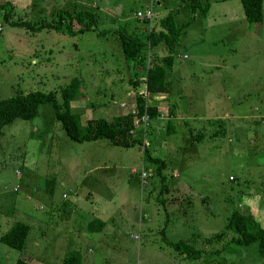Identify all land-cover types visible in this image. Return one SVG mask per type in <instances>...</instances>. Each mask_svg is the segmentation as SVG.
Wrapping results in <instances>:
<instances>
[{
  "label": "rangeland",
  "instance_id": "obj_1",
  "mask_svg": "<svg viewBox=\"0 0 264 264\" xmlns=\"http://www.w3.org/2000/svg\"><path fill=\"white\" fill-rule=\"evenodd\" d=\"M4 1L12 6L13 21L33 24L56 22L59 9L94 12L96 28L75 35L66 34V20L61 32L29 31L3 22L0 12V99L33 90L55 91L58 99L59 88L77 77L84 99L70 107L81 124V103L111 106L112 100L125 101L121 92L128 76L139 74L138 65L121 56L114 29L142 26L148 32L167 13L176 24L188 25L172 55L168 97L152 100L159 105L166 101L174 113L178 110L167 99L181 106L171 133L165 132L163 109L162 117L152 118L140 145L123 148L104 139L74 142L48 103L39 105L32 119L15 118L2 126L0 234L16 221L29 230L21 251L0 241V264L17 259L60 264L73 248L81 252L82 264H264L255 242L236 246L229 230L211 238L249 200L256 198L257 206L264 207V140L263 134H254L264 127L259 124L264 114V0L256 23L245 20L238 0H209L205 11L194 12L185 0L0 3ZM146 8L152 12L149 24L135 17ZM103 29L107 31L101 35ZM187 111L225 115L226 131H218L213 119L187 120ZM198 133L203 138L193 139ZM143 149L163 158L165 188L155 166L143 160ZM140 169L151 170L144 185ZM91 216L102 219L104 228L100 235L84 231V237L79 227ZM178 240L192 241L201 255L190 259L175 252L169 244Z\"/></svg>",
  "mask_w": 264,
  "mask_h": 264
},
{
  "label": "trees",
  "instance_id": "obj_2",
  "mask_svg": "<svg viewBox=\"0 0 264 264\" xmlns=\"http://www.w3.org/2000/svg\"><path fill=\"white\" fill-rule=\"evenodd\" d=\"M242 9L243 16L248 23H256L261 20L262 0H238ZM191 12L197 8L205 11L209 0H185ZM204 5V6H203ZM203 6V7H202ZM0 12L3 22L11 26L24 28L29 31H39L41 29L54 30L61 32L63 23L66 34L75 35L86 30L96 28L94 12L90 9H77L71 12L59 9L57 10L58 20L54 23L40 22L33 24L27 20H12V6L9 2L0 3ZM65 15L66 17H63ZM154 18V17H153ZM145 21V20H143ZM146 22V21H145ZM151 22V20H150ZM188 21L176 24L173 14L167 13L165 16L157 19L156 27L150 29L145 38L141 39L127 31L114 29L115 37L120 46V52L125 61H133L136 65L144 67L142 77L143 86L147 95L144 98L141 95H135L134 107L141 113L146 104L149 117L158 116L156 105L152 103L154 96H160L167 92L165 80L173 64L174 48L179 40V35ZM109 30V29H108ZM106 29L99 33L104 34ZM110 31V30H109ZM159 45L163 46L156 49ZM165 45V46H164ZM163 50L165 55L160 54ZM129 80L133 86H138L140 78L133 77ZM129 82V84H130ZM84 93L81 90V82L77 77H72L69 81L59 88V95L55 91L42 92L38 90L28 91L24 94L16 93L6 98L0 99V132L2 126L9 124L15 118L30 120L37 115L38 106L48 103L51 105L54 118L59 122L65 136L74 142H89L104 139L111 145L123 148L133 147L142 143L139 133L133 137L128 133L132 128V116L130 114L112 116L110 119L96 118L88 119L83 124L80 123L78 112L76 113L70 107L72 101H83ZM172 115V114H171ZM169 116V114H168ZM218 123V131L223 129L221 119H213L210 123ZM172 121H166V134L172 132ZM213 134H216L215 132ZM195 140L203 138L201 133L192 136ZM143 160L148 164L155 166V173L159 176L161 187L164 177L161 171L165 168L163 158L152 157L143 149ZM165 190V189H164ZM258 200L253 198L245 203L243 212L233 210L228 216L226 223L218 233H214L211 238H221L225 231H231L234 236L231 242L236 246H246L256 243L257 253L264 258V207L260 209L257 206ZM103 221L93 218L86 224V231L95 233L103 228ZM29 227L27 224L16 221L12 223L5 232L0 234V241L10 248L21 251L27 238ZM170 247L177 253L184 254L190 259H196L201 255V250L192 245V241H174L170 242ZM13 264H26L17 259ZM60 264H82L80 254L74 250H68L62 257Z\"/></svg>",
  "mask_w": 264,
  "mask_h": 264
},
{
  "label": "crops",
  "instance_id": "obj_3",
  "mask_svg": "<svg viewBox=\"0 0 264 264\" xmlns=\"http://www.w3.org/2000/svg\"><path fill=\"white\" fill-rule=\"evenodd\" d=\"M134 28H132V27L129 28L127 30V32L130 33V34L132 33L133 35H136V36H138L141 39H144L146 34H147V31L144 30V28L142 26H138V28H141L140 30L138 28H136V29H134ZM101 35H103V34H101ZM121 56H122V53H121ZM182 58H183V56H182ZM137 68L139 70V74L137 76H134V77L140 78V81H139V85L140 86L139 85L138 86H133V84L129 81L130 79H131V81H133V79H132L133 77L131 78L130 75H129L128 76V80L124 84L125 85V89L122 90V92H121L126 97L125 101L124 100H119V101L112 100L111 101V106H103V104L95 105V102L81 103L82 104V107H81L82 109L81 108H79V109L82 110V118H84L83 119L84 122L86 120H88V119H96V118H102V117H106L108 119V118H110L112 116L124 115L125 112L127 111L126 108H130V107L134 106V97H135V95H137L140 92V90L142 88H144L143 81H142L143 80L142 77H143V73H144V67L138 65ZM171 69H172V66H171ZM171 69H170L169 73L167 74V78L165 80L166 88H167V83H168L167 79H169V75L171 73ZM129 82H130V84H129ZM82 89H83V87H82ZM84 91H85V89H84ZM134 93H136V94H134ZM165 97L166 98L168 97L167 96V92L162 94V95H160V96H154L153 99H155V101L160 102L161 100L165 99ZM167 100H169V102L172 103L173 109L175 108L176 110H178V111H176L177 113H174L173 110H171L170 107H168V105H165L166 101L163 104H160V105L156 104V103H154V104L156 105L157 111H159V113L162 114V115H163V113H161L160 111L165 109L166 112H165L164 116H165L166 120H171L172 122H174V119L181 118L180 117L181 114L178 113L179 111H181V106L176 104L177 101L174 98H170V99H167ZM148 101H150V100L148 99ZM120 103H126V107H124V106L120 107L119 106ZM188 113L189 114L186 116L187 120H189V119H192V120H196V119H199V120H202V119H221L222 122H223L222 123L223 124V129H225V131H226L225 120H228V117H226L225 115H222V116H218V115L213 116L212 115V116H207V117L204 116L203 117L201 115L200 116L197 115V113H191V112H188ZM106 114H108V116H106ZM168 114H169V116H168ZM262 115H264V114L262 113L261 115H259V124L264 125V123H261V121H260V118H261ZM96 116H98V117H96ZM243 118H242V120H244ZM236 120H238V119H236ZM150 124H151V122H150ZM229 131H231V128H229ZM254 134H255V136L257 134H263L262 135L263 136L262 139L264 140V127L261 129V133H257L256 130H255ZM93 218H97V219L102 221V219H100L97 216H91V218H89L86 222H83V227L84 228H80L79 227V234H81L84 237H88L87 234H85L84 231H86L85 228H86L87 222L90 221ZM103 228L101 229V231L95 232V233L100 235V233H102V231H103ZM70 229H71V226L66 229L67 233L70 231ZM71 231H73V230H71ZM87 233L89 234V232H87ZM90 234H93V233H90ZM73 250L78 252L79 254L81 253L80 251H77V249L73 248ZM80 258H81V255H80ZM81 263H82V259H81Z\"/></svg>",
  "mask_w": 264,
  "mask_h": 264
},
{
  "label": "built area",
  "instance_id": "obj_4",
  "mask_svg": "<svg viewBox=\"0 0 264 264\" xmlns=\"http://www.w3.org/2000/svg\"><path fill=\"white\" fill-rule=\"evenodd\" d=\"M135 17L138 20H145L147 24L150 23V20L152 19V12L149 8H146L143 12H136ZM138 95L143 96L144 98H147L145 89L142 88V90L138 93ZM148 99V98H147ZM149 102L148 100H146ZM120 107H126V103H120ZM125 114H130L132 116V128L128 131L130 135H136L137 133L140 134L141 140L143 141L144 135L146 131L148 130L150 126V122L152 120L151 117H149V114L147 112L146 104L144 105L143 111L139 113V111L134 107L126 108ZM160 117H162V114H158ZM159 116H157L159 118ZM261 123H264V115L260 118ZM139 175V181L140 185H144L146 182V179L151 176V170L148 169H140L138 172Z\"/></svg>",
  "mask_w": 264,
  "mask_h": 264
}]
</instances>
